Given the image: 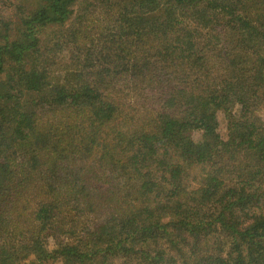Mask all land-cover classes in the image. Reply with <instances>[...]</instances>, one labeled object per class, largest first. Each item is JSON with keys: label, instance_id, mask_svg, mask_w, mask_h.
Masks as SVG:
<instances>
[{"label": "trees", "instance_id": "obj_1", "mask_svg": "<svg viewBox=\"0 0 264 264\" xmlns=\"http://www.w3.org/2000/svg\"><path fill=\"white\" fill-rule=\"evenodd\" d=\"M258 98L264 0H0V264H264Z\"/></svg>", "mask_w": 264, "mask_h": 264}, {"label": "rangeland", "instance_id": "obj_2", "mask_svg": "<svg viewBox=\"0 0 264 264\" xmlns=\"http://www.w3.org/2000/svg\"><path fill=\"white\" fill-rule=\"evenodd\" d=\"M160 19L161 20H163V22H167V21H169L170 19H171V16L170 15H168L166 12L165 13H163V12H161L160 14ZM158 15V16H159ZM175 27H178V26H175ZM259 100V102H258V104H259V108H258V114L263 118V120H264V101H262V99L261 98H258ZM220 114H218V126H217V131H219V133H224V131H225V127H226V125H225V121L223 120V118H220ZM222 117V116H221ZM195 135H193V139L195 140V138H197L198 136H199V133H194ZM38 186V184L35 186V187H33L32 189V193H34V195H35V198H40V196H42V194H41V192H40V190H38L36 187ZM27 192V191H26ZM29 199V203H28V200ZM18 206V207H17ZM17 209H18V211H19V213H18V216H16L15 218H14V222H16V226H20L21 228H23L26 224H25V221H24V215H25V210H31V212H32V207L34 206V203L32 202V198H28V196H27V198H23L21 201H19L18 203H17ZM26 211V212H27ZM21 215V216H20ZM17 218V219H16ZM54 264H61L60 262H54Z\"/></svg>", "mask_w": 264, "mask_h": 264}]
</instances>
